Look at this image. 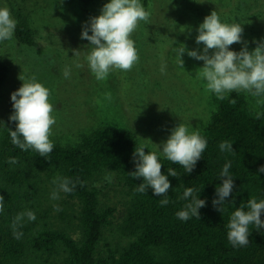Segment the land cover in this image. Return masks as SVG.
Listing matches in <instances>:
<instances>
[{"label": "trees", "instance_id": "1", "mask_svg": "<svg viewBox=\"0 0 264 264\" xmlns=\"http://www.w3.org/2000/svg\"><path fill=\"white\" fill-rule=\"evenodd\" d=\"M14 36L19 44L34 45L26 15H17ZM262 41L250 39L249 44L255 48ZM7 73L0 61V89ZM214 102L215 110L201 130L207 148L193 171L185 173L179 164L159 157L161 172L171 185L165 206L159 203L164 197L150 188L145 193L134 191L143 180L128 174L135 171L133 152L141 145L132 133L97 127L76 145L54 144L44 158L11 143L9 130H15L16 122L7 119L0 130V196L4 198L0 264H264V228L250 225L247 246L234 248L226 227L232 212L247 200H264V172H258L264 166V105L262 111L252 112L237 92L224 100L214 96ZM225 140L233 142V151L220 150ZM10 158L17 163L9 164ZM225 164H230L234 187L220 212L212 201ZM169 168L177 177L168 175ZM112 173L128 197L126 210L116 222V210L102 204L95 185ZM57 176L83 181L71 193L63 192L77 207L75 225L55 222L49 210L40 209L43 192L57 187L52 183ZM186 187L196 189L198 199L205 200L198 209L199 219L181 221L175 215L190 202L179 198ZM25 210L34 212L36 220L25 217L18 228L23 236L16 239L11 224ZM260 218L264 220V212Z\"/></svg>", "mask_w": 264, "mask_h": 264}, {"label": "rangeland", "instance_id": "2", "mask_svg": "<svg viewBox=\"0 0 264 264\" xmlns=\"http://www.w3.org/2000/svg\"><path fill=\"white\" fill-rule=\"evenodd\" d=\"M108 2L0 0V7L6 6L16 21L20 13L27 16L35 42L33 46L19 44L15 36L0 42V61L8 69L0 89V130L14 111L10 94L22 85L19 76L35 75L51 92L49 102L56 118L50 137L53 144L76 145L92 129L108 127L132 133L151 151L153 144L166 141L179 123L201 131L215 110V94L205 90L206 82L199 76L203 61L185 52L182 69L174 53V48L182 45L202 52L204 45H198L195 38L205 16L217 11L222 22L241 24L242 42L230 45L231 51L239 52L247 42L251 52L250 39L264 40V0H141L151 16L149 23L139 22L131 35L138 62L130 71L112 70L105 80L98 81L85 59L91 45L81 39V31ZM208 54H212L211 49ZM162 64L166 66L164 73L160 71ZM66 67L70 69L68 78L63 75ZM239 94L252 112L262 111L264 103H256L262 98ZM109 175L111 182L104 176L95 185L102 204L116 210V222L126 210L128 197L115 174ZM54 190L59 199L50 198ZM40 199V209L49 210L51 220L77 223L73 218L77 207L57 187L49 186Z\"/></svg>", "mask_w": 264, "mask_h": 264}, {"label": "clouds", "instance_id": "3", "mask_svg": "<svg viewBox=\"0 0 264 264\" xmlns=\"http://www.w3.org/2000/svg\"><path fill=\"white\" fill-rule=\"evenodd\" d=\"M151 13L146 10L141 0H109L104 4L98 16L90 17L87 24L82 28L81 39L90 42V51L85 57L88 67L98 81L107 78L110 71L132 70L138 62L139 56L131 35L136 31L139 22L149 23ZM17 21L12 17L10 10L0 7V42L11 41ZM89 31L91 35H89ZM196 43L203 44L202 52L187 50L184 45L174 48L178 57V63L183 69L182 54L196 60L203 61L199 76L205 83V90L215 94L224 100L232 92H245L252 97H258L257 105L264 103V41L249 52L247 42L239 52L229 50V46L242 42L243 28L239 23L222 22L217 11H212L205 16L203 22L197 28ZM212 54L209 55V50ZM76 52V51H75ZM76 67H82L77 64ZM165 65H161L160 71L164 73ZM65 78L70 75L67 67L63 73ZM22 85L10 94L13 113L9 120L16 122L15 130H9L11 143L17 148L27 151L32 149L39 156L47 158L54 148L52 127L56 124V118L52 115L53 105L49 102L51 92L42 83L37 81L35 75L19 76ZM110 99V94H108ZM235 103V101H231ZM260 114L257 113V116ZM2 124V122H0ZM233 143V142H232ZM232 143L225 140L219 145L221 151H233ZM153 144V143H152ZM147 145L141 144L135 147L133 159L135 171L128 173L133 178H142L143 182L134 189L138 193H145L151 189L156 196H163L159 201L161 206L170 201L167 197L171 187L166 175L162 174L159 157L163 156L168 161L179 164L185 173H191L207 148V140L201 134L200 129L190 130L186 124L179 123L171 130V134L161 145L153 144L151 151H145ZM162 149V150H160ZM9 164H16V158H10ZM230 164H225L222 169V184L216 187V199L213 206L221 212L225 198L229 197L234 187L233 178L229 174ZM264 172V166L258 169ZM168 175L177 177V172L168 169ZM111 182V175L105 176ZM59 191L71 193L76 184L83 185L78 178L73 181L69 177L57 176L52 181ZM196 189L186 187L180 199L189 200L183 210L176 212L177 218L187 221L191 217H199L198 209L205 206V200L198 199ZM51 199H59L58 191L54 190ZM60 211L57 205L53 206ZM247 208V210H245ZM4 210V198L0 196V211ZM264 212V200L256 198L247 200L246 205H241L232 212L227 223V240L235 247H244L249 243V227L256 229L264 228V220L261 213ZM27 217L28 221H35L36 215L30 210L17 213L11 228L13 236L20 239L23 236L18 228L22 227V221Z\"/></svg>", "mask_w": 264, "mask_h": 264}]
</instances>
